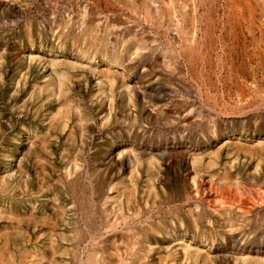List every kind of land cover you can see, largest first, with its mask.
I'll return each instance as SVG.
<instances>
[{
	"label": "rangeland",
	"instance_id": "1",
	"mask_svg": "<svg viewBox=\"0 0 264 264\" xmlns=\"http://www.w3.org/2000/svg\"><path fill=\"white\" fill-rule=\"evenodd\" d=\"M0 264H264V0H0Z\"/></svg>",
	"mask_w": 264,
	"mask_h": 264
},
{
	"label": "bare ground",
	"instance_id": "2",
	"mask_svg": "<svg viewBox=\"0 0 264 264\" xmlns=\"http://www.w3.org/2000/svg\"><path fill=\"white\" fill-rule=\"evenodd\" d=\"M105 2V1H104Z\"/></svg>",
	"mask_w": 264,
	"mask_h": 264
}]
</instances>
